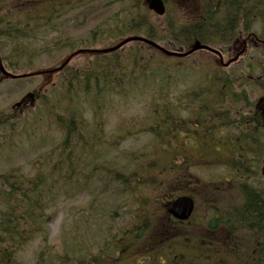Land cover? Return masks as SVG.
<instances>
[{
    "label": "trees",
    "instance_id": "trees-1",
    "mask_svg": "<svg viewBox=\"0 0 264 264\" xmlns=\"http://www.w3.org/2000/svg\"><path fill=\"white\" fill-rule=\"evenodd\" d=\"M97 1L99 0H57L56 3H52L50 0H0V51L9 48L7 55H1L5 67L14 71L31 68L33 59L40 53H48V49L38 50L37 53L31 51V45L42 40L47 32L57 28L55 22L65 17L70 5L75 2L86 3L82 6H72L81 12L80 17L84 19L89 17L93 9L87 4ZM6 2L22 3L24 5L22 14H7L5 6L2 5ZM172 2L162 17V22L157 23L160 18L151 16L146 9L139 8L137 0H115V3L123 8L115 15L120 22L111 32L118 36L141 35L155 43H165L183 52L198 44L225 49L235 35L242 32L249 33L255 21L261 18L264 12V0H172ZM84 11L87 13L83 14ZM122 13L125 15L123 18ZM58 44L66 45V40L59 41L56 45ZM133 48L126 55L128 64L130 67L133 66L132 71L127 70V65H120L121 55L116 52L111 55V59L99 60V74L90 69L88 71L66 69L60 75V92L52 91L50 95L32 92L36 102L46 109L44 115L48 114L54 127L62 134L60 144L55 151L49 153V157H46L52 160L51 154L60 150L57 152L59 160L55 161L51 172L60 171L62 166L67 167L72 164L71 156L79 152V147L88 148L89 143L84 141V135L87 133L85 111L95 117L92 137L94 136L95 140L99 138L96 140L99 143V150L102 153L105 151L111 153L116 149L121 137L111 140L110 135H104L100 123L107 100L105 97L111 94L119 95L121 90H124L122 83H132V78L135 79L134 72L137 74L136 77H144L143 74L149 66L156 63V73H159L164 67L163 64L169 61L166 59L161 62L156 60V57L151 59L145 53L144 45L135 44ZM176 62L175 60V65L166 64V66L178 67ZM113 68L120 70L121 75ZM123 71L126 73L123 74ZM132 72L133 74H130ZM128 74L130 75L127 76ZM201 75L203 77L200 82L191 88L190 93L181 96L175 104L167 103L172 83L159 85L157 98H161L160 102L152 99L149 104L152 112L150 108L148 116L144 119L145 125L139 130V134L152 135L151 141L144 147V152L129 154L128 165L119 164L120 156H117L106 165L94 168L95 172L103 170L109 176V183L114 184L116 189L114 193L127 195L130 209L134 210L131 211L135 218L132 227L123 232L109 247L111 253H126L137 246V252H143L141 257L148 261L147 264H196V260L198 264H264V198L260 185L257 187L249 185L244 191L243 199L246 197V204L242 208L245 209V214L241 208L232 209L228 208V205L223 208V210L231 209L237 216L242 214V226L245 227L243 239L246 241L242 245L241 243L236 245L233 253L237 258L232 257L230 260L227 256L224 258L223 250L226 253V249L223 246L221 250L216 248L217 242L214 240L203 242L199 239L197 243V238L193 239L191 233L186 230L187 224L173 222V230H170L169 235L157 239L159 241L156 243L152 242L156 240L158 232L157 225L153 223L155 214L151 210H146V206H141L140 200H144L145 204L150 202L151 195L159 197L163 194L162 201L165 197L169 199L173 195L170 187L175 184L174 176L169 174L165 180L158 173H169L171 168L175 169V159L182 154L164 146L166 139L172 138L177 141V135L190 134L189 127L193 124H196L200 131H208V118L215 113L213 108L222 104L219 99L228 96V86L232 80L221 68L209 67L203 70ZM245 91L235 93L232 97L244 100L248 97ZM48 96L52 99L50 100ZM95 98L99 99V105L94 104ZM213 98L216 99L215 104L211 100ZM62 107L63 113L59 114L55 111V108H58L60 112ZM181 112H186L187 117H182ZM11 119L10 114L0 113V128L13 130ZM153 142L158 143L159 146L149 149ZM186 154L189 158L184 159L183 168L190 166L192 162L190 153ZM114 163L120 167L113 166ZM179 170L181 169L177 171ZM74 174L75 171L71 168V176ZM50 178L51 176L46 178L36 175L35 178L24 181L12 172L0 173V264L12 263L21 244L39 232L45 222V210L49 206V201H52L47 199L51 194V184L47 183ZM83 178L85 182L90 179L87 175ZM107 190L106 187H102L99 189V194H104ZM158 201L160 199H154V203ZM157 210L164 212L162 207ZM139 225L145 230H153L150 247L149 237L146 238V246H142L143 232ZM208 226L207 231H209ZM188 227L191 229L190 226ZM193 251L202 254V258L197 259ZM214 251L220 252L222 263L217 262L218 258ZM98 261L97 258H91L92 264H97ZM121 261L122 259L119 260Z\"/></svg>",
    "mask_w": 264,
    "mask_h": 264
},
{
    "label": "rangeland",
    "instance_id": "rangeland-1",
    "mask_svg": "<svg viewBox=\"0 0 264 264\" xmlns=\"http://www.w3.org/2000/svg\"><path fill=\"white\" fill-rule=\"evenodd\" d=\"M50 1L56 3L57 0ZM96 6L97 3L91 4L92 12L89 18H84L82 22L77 18V11L70 12L57 21V23H61L58 32H47L42 40L34 42L31 45V51L37 53L38 50L48 49V53H40L37 58L33 59L31 68L17 71L8 69L9 72L16 74L43 72L42 74L26 80L21 79V81L9 79L0 81V113L10 114L13 123V130L11 131L0 128V173L12 172L13 175H18L24 181L33 179L36 175L45 176L46 178L51 176L47 181L48 184H51V194L47 196V199L52 200L49 201V206L45 210V222L41 225L39 232L35 233L24 244H21L14 255L12 263L7 262V264H92L91 258L99 260V258L104 259L103 257H106V259L114 257V254L108 252V247L118 240L122 233L126 231L127 226L134 221L135 218L131 213L133 209H130L131 205L127 202V195L122 196L114 193L116 189L114 184L109 183V176L103 170L95 172L94 168L106 165L117 156H120L119 164L125 163L128 165L129 154L145 151L144 147L149 144L152 135L150 133L139 134V130L145 125L144 119L148 116L150 108L152 112V107L149 106L152 99H156L155 102H160L161 98H157L159 85L167 82L172 83L168 92L167 103L175 104L181 96L190 93L191 88L200 82L203 77L201 75L203 70L209 67L211 69L221 68L219 59L206 52H196L187 58L175 59L178 67L166 66V64L175 65L174 58L164 56L158 51L144 46L145 53L151 59L156 57V60H161V62L166 59L169 61L163 64L164 67L159 73H156V63L149 66L143 74L144 77H136L137 74L134 72L133 85L124 82L121 85L124 90H121L119 95L111 94L105 97L107 100H105L104 115L100 123L103 124L105 136L124 137L119 142L117 149H113L111 153H107V151L102 153L99 150V143L96 142L99 138L95 140L94 136L92 137L95 117L85 111V131L87 133L84 135V141L89 143L88 148L79 147V152H75L71 156L72 164L70 163L67 167L62 166L60 171L51 172L55 161L59 160L57 152L60 150L51 154L52 156L50 155L52 160L46 157H49V153L55 151V148L60 144L62 134L54 127L48 114L44 115L46 109L41 104L34 102L28 95L32 92L46 95H50L52 91L55 93L56 90L60 92L61 81L59 75L50 72L60 66L73 51L79 48L108 49L127 37L118 36L111 32L120 22L119 19L115 18V15L123 6L121 7V5L115 3V0H99L98 13H96ZM121 15L122 18L125 17L123 13ZM156 22H162V18ZM263 27L264 25L255 23L251 32L263 36ZM65 40L67 47L63 49L56 48L59 45H56L57 42ZM159 44L169 51L177 50L165 43ZM134 46L135 44H127L119 53L121 55L120 65H127L129 71H132L133 66L130 67V64H128L126 55L128 51L134 49ZM8 50L9 48L0 51V56L7 55ZM235 53L227 55L222 53L223 63L233 58ZM256 57L257 54L248 48L245 59H239V62L234 63L235 65L221 69L225 74L232 77L234 82H244V79L248 77L246 67L250 65L249 59H256ZM108 58V56L101 57L100 61ZM92 59H94L92 56L85 54L75 57L70 63L72 67L79 66L93 61ZM257 60L262 61L260 57H257ZM113 69L121 75L120 70ZM97 71H99V68ZM252 71L256 75V70L252 69ZM125 73L126 71H123V74ZM130 74H133V72ZM240 75H243V78H239ZM48 98L52 99L51 96H48ZM18 103H20L19 106H16ZM94 104L99 105V99L95 98ZM55 111L61 114L63 113V107L60 112H58V108H55ZM184 113L181 112V116L187 114ZM97 117L99 118V115ZM128 134L129 136H127ZM200 142L198 140L193 146L192 143L189 145L192 148H198L201 145ZM158 146V143L153 142L149 149ZM259 156L260 154H253L255 161H258ZM186 157L189 158L187 154L183 156L184 159ZM81 160L84 162L82 163ZM180 160L178 158L175 162L180 163ZM195 164H203V168L198 169L192 166L189 171L202 181L213 180V175H218L221 179L224 178L225 171L220 166H217V170L212 171L208 165L209 163L204 164L195 161ZM113 166L120 167L115 163ZM71 168L75 171L72 176ZM85 175L88 178L90 177L86 182L83 178ZM162 175L159 173V176ZM164 176L165 179L169 177L168 174ZM259 184L262 188V183ZM102 187H106L108 190L100 195L99 189ZM170 189L174 193H187L185 192L187 185L180 182L172 184ZM209 194L205 186H200L197 191L198 204L203 205ZM162 195L159 197L151 195L150 202L147 203V210H151L155 214L153 223L158 228L156 240H152L155 243L159 241L157 239L164 238L169 235L170 230H173V221L167 219L162 211L157 210L162 207ZM156 198L160 201L154 204ZM223 199L224 197H221L220 201ZM140 204H143V200H140ZM226 204H229L228 198ZM202 214L203 210L200 209L195 217L197 223L201 222L198 225V233L196 232L198 230H193L192 227L191 230L186 227L193 239L207 236V232L203 229ZM154 225L152 224V228ZM139 228L143 232V239L149 237L148 246L150 247L153 230H145L142 225H139ZM141 243L142 241L139 244ZM142 245L144 247L146 243L143 241ZM137 248L136 246L133 250L122 254V264H147L148 261L141 257L143 252L138 253ZM67 259L68 261H66ZM97 264H99V261Z\"/></svg>",
    "mask_w": 264,
    "mask_h": 264
},
{
    "label": "flooded vegetation",
    "instance_id": "flooded-vegetation-1",
    "mask_svg": "<svg viewBox=\"0 0 264 264\" xmlns=\"http://www.w3.org/2000/svg\"><path fill=\"white\" fill-rule=\"evenodd\" d=\"M137 1L139 8L145 9L148 0ZM170 1L163 0L165 7L166 4L173 3ZM2 5L5 6L7 14L21 15L24 8L22 3L6 2ZM73 5L82 6L86 4L75 2L70 5L68 12H71ZM255 23L264 25V12ZM237 47L239 48L238 50L236 49ZM248 48L253 50L257 54V57L262 59V61H258L257 57L256 59H249V66L251 69L256 70V75H248L249 82L245 86H243V82L241 81H230L229 86L227 84L229 87L227 91L228 96L219 99L222 104L213 108L215 113H212L208 118V131H200L197 125L193 124L189 127L191 130L190 134L177 135V141H174L172 138L166 139V142L170 143L167 147L171 148L174 152L191 153L194 155L192 157L195 160H202L204 164L209 163L208 165L212 171L218 169L217 164L225 171L223 179L218 175H213V180L202 181L189 171V166L182 167L184 159L181 160L182 162L175 164V169L171 168L172 170H169L176 180L175 183L179 181L186 183L187 186H191L193 194L196 191L194 196L191 194L194 200L193 230L199 229L198 225L201 222L197 223L195 217L198 210L201 209L203 210V214L201 215L204 224L203 229L207 232V236L201 238V240L203 242L205 240H217V245H221L226 249L228 260L232 257L237 258V255L233 253L236 245L238 243L242 245L246 241L243 239L245 227L243 228L242 226V214L240 213L237 216L228 208H241L243 214H245V209L242 207L246 204V197L243 199V196H245L244 191L248 189L249 185L257 187V185H261L259 183H262L261 192L264 198V35L258 36L253 32H242L235 35L232 43L227 46L226 55L235 53L236 51L234 57L238 56V58L229 65L231 67L235 65L234 63L239 62V59H245ZM80 49L73 51L69 55L67 58L70 59L69 63L63 69L66 67L72 68L70 62L74 57L82 55V53L73 54L80 51ZM82 49L87 50L88 48ZM76 67L78 66H73V68ZM246 70L248 69L246 68ZM229 78L230 80L232 79V77ZM239 78H243V76L240 75ZM242 90H246L245 92L248 94L246 99H234L232 97L233 94L241 93ZM211 100L215 104L216 99L213 98ZM216 112H220L221 114ZM187 115H182V117H187ZM183 136H185L184 141ZM198 140L201 141V145L198 148H192ZM190 143H192V146L189 145ZM253 154H260L257 159L258 161H255ZM206 159L208 161H205ZM213 165H216V167ZM178 169L181 170L178 172ZM200 186H205L210 193L203 205L198 204L197 191L200 189ZM221 197H224L222 201H220ZM227 198L229 204H226ZM226 205H228L227 210H223ZM209 223L210 226H208ZM207 226L209 227V231L206 230ZM196 232L198 233L199 230ZM196 238L197 243H199L200 238ZM194 251L193 255L198 259L200 254L194 253ZM196 264H198L197 260Z\"/></svg>",
    "mask_w": 264,
    "mask_h": 264
},
{
    "label": "water",
    "instance_id": "water-1",
    "mask_svg": "<svg viewBox=\"0 0 264 264\" xmlns=\"http://www.w3.org/2000/svg\"><path fill=\"white\" fill-rule=\"evenodd\" d=\"M148 8H149V10L153 11L156 15H159V16H162L165 12V8H164V4H163L162 0H149ZM134 41L145 43L148 46L155 48L156 50L160 51L161 53H163L164 55L169 56V57H186V56H188V55H190L196 51L205 50V51L213 53L214 55L221 58V55L217 50L212 49L208 46L197 45V46L193 47L192 49H190L189 51H187L186 53H175V52L167 51L166 49L162 48L161 46H159V45H157V44H155L149 40H146L144 38H140V37L127 38L113 48L99 51V54H106V53L116 51L119 48H121L123 45L128 44L130 42H134ZM0 72H1L3 77L11 78V79L24 78V77L31 76V75L13 76L4 70V68L1 65V62H0ZM192 211H193V201L189 197H179V198L175 199L174 201H172L167 207V212L174 219H176L178 221L187 220L190 217Z\"/></svg>",
    "mask_w": 264,
    "mask_h": 264
}]
</instances>
